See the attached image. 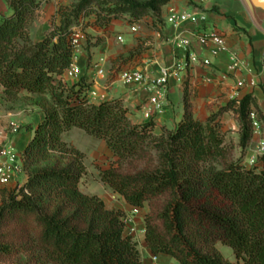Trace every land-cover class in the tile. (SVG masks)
<instances>
[{
  "label": "trees",
  "instance_id": "1",
  "mask_svg": "<svg viewBox=\"0 0 264 264\" xmlns=\"http://www.w3.org/2000/svg\"><path fill=\"white\" fill-rule=\"evenodd\" d=\"M5 1L0 93L26 91L49 100L39 104L44 119L27 127L34 133L22 154L28 181L1 191L0 260L22 254L27 261L20 264H143L138 241L126 233V213L80 188L85 154L65 139L77 128L105 141L117 158L101 181L131 206H151L145 239L156 256L179 264H264V156L261 166L247 167L244 160L255 136L252 113L264 122L253 94L200 121L186 92L184 119L158 134L154 121L134 123L121 100L93 102L86 77L64 81L74 57L71 26L95 12V3L108 6L109 22L126 12L136 20L149 12L159 19L171 0H80L60 9L61 25L39 42L31 26L40 1ZM230 111L239 124L236 145L227 143L222 123ZM218 243L234 250L235 262Z\"/></svg>",
  "mask_w": 264,
  "mask_h": 264
},
{
  "label": "crops",
  "instance_id": "2",
  "mask_svg": "<svg viewBox=\"0 0 264 264\" xmlns=\"http://www.w3.org/2000/svg\"><path fill=\"white\" fill-rule=\"evenodd\" d=\"M1 1H4L7 5L5 0ZM193 1L194 4H189L188 0H171L167 5L163 6L161 18L164 25L160 30H153L152 33L155 35V39L152 47L146 53L127 61L114 62V59L117 58L119 53L126 54L137 46L138 43L134 41L133 36H129L127 46L115 52L113 47L114 33H119V30H123L118 25V21H113L108 28H98V31L105 36L106 40L95 48L92 53V65L88 66V56L81 48L76 62L79 67L78 74L72 78L65 74L64 81L74 84L82 77H86L87 81L92 83L91 90L96 91L98 94L91 98L93 102L121 100L129 109V116L134 123L143 124L154 121L156 124L155 131L158 134L162 132L163 127L175 129L184 119L186 92L189 94L193 105L194 117L200 121H206L213 113L218 112L230 101L241 99L248 94L254 95L264 115V27L256 23L244 0ZM172 8L178 11L190 9L207 11L210 19V29L226 36L230 51L236 52L239 58L245 61V66L230 71L228 69L230 64L229 53L215 56L212 53V44L201 46L195 42L193 50L202 59H208L211 63L210 66L195 64L188 71L180 72L178 76L172 77L167 91V107L162 114L156 115L149 103L152 95L150 82L159 76L162 67H171L178 61L184 60L187 56V52L184 49L178 48L170 40V37L176 32L166 24V18ZM7 10L6 13H9L8 5ZM152 20L150 18L148 21L152 23ZM32 37L36 42L45 38V36L39 38L33 34ZM98 65L105 68V77L98 75ZM112 66H114L113 70ZM128 68L146 70L149 80L145 85L124 84L120 79V73ZM38 115L40 119L37 124L33 125L34 127L45 117L41 109ZM231 115L234 117V113L231 111L226 113L222 118V123L224 124V130L227 131V128H229L236 131L238 141L239 124L235 117L232 124L226 125ZM32 122L28 124H33ZM263 130L264 125L260 124L247 156L255 154L260 147H264ZM33 135V131L27 130L25 135L16 137L13 141L14 148L20 154H23ZM259 165L261 166L262 163H259ZM27 181L28 174L13 182L9 186V190L15 189L18 184L23 186ZM133 208L126 202V206L123 207L122 211L129 212ZM142 227L145 228V220L142 223ZM138 248L143 264H179L171 256H156L148 247L145 233L142 235Z\"/></svg>",
  "mask_w": 264,
  "mask_h": 264
},
{
  "label": "rangeland",
  "instance_id": "3",
  "mask_svg": "<svg viewBox=\"0 0 264 264\" xmlns=\"http://www.w3.org/2000/svg\"><path fill=\"white\" fill-rule=\"evenodd\" d=\"M40 8L36 13L35 20L31 26V32L36 37L42 38L49 33H51L56 27L61 25L62 16L60 14V9L65 7H71L73 4L79 2L80 0H39ZM146 1V0H140ZM189 4H194L193 0H188ZM95 3L94 9L96 10L89 16L82 14L78 19L75 20V23L71 26V29L80 30L84 37L82 38V49L86 52L88 56V66H91L92 63V53L95 51V48L99 47L102 42H104L105 36H103L98 28H108L113 21H118V25L123 30H119V33H114L113 37V47L114 51L127 46L129 41V36H133L134 41H137V46L132 50H129L128 53L122 54L119 53L115 61H127L129 59L135 58L143 53H146L154 43L155 35L152 33L153 30H160L164 25L163 19H155L153 14L149 12L143 16L140 20H136L131 13L126 12L119 16V18H113L111 21H107V12L104 9H107L104 6ZM7 5L4 1L0 0V21L3 18L4 13H6ZM99 13V15L97 14ZM116 16L112 14V17ZM152 18V23L148 20ZM146 19V20H144ZM138 24L139 31L137 33L131 32V26ZM121 31V32H120ZM122 35L125 42H120L118 37ZM113 51V52H114ZM113 64V63H111ZM114 66H112V70ZM49 100L48 96L32 95L26 91H22L19 95L14 97H6L0 93V148L4 145L9 144L14 147L13 141L16 137L20 135H25L27 132L28 125L37 124L40 117L38 115L40 111L39 104L47 103ZM32 119V120H31ZM234 117L231 115L228 118V123L232 124ZM33 121V124H28ZM264 123V122H263ZM262 123V124H263ZM264 125V124H263ZM18 127V132H14V128ZM255 127V126H254ZM259 128H255V133ZM226 131V130H225ZM264 136V130L262 131ZM65 139L68 143L79 149L85 154V165L86 173L84 174L81 182L80 188L83 192L89 195H97L101 197L109 209L122 210L126 206L125 199L118 193L114 192L109 186L104 184L100 179L101 172L110 169L117 161V158L114 156L112 151L108 148L105 141L93 138L85 131L81 129H73L71 132L65 135ZM226 139L228 144L236 145L237 136L236 131L233 129L227 128ZM17 150V149H16ZM18 151V150H17ZM19 152V151H18ZM234 157L237 159L241 157L240 149H235ZM244 160H246L244 158ZM0 190V201L2 200ZM163 200H159L154 203V207L159 209L161 207ZM151 206L146 204L141 211V217L138 219L139 230L142 227V223L146 218V215L149 213ZM132 210L125 212L126 214H131ZM143 231H138L134 236V239L140 244ZM221 253L230 261H236V255L234 250L222 244L217 246ZM21 261H27V257L20 254L13 258L0 260V264H20Z\"/></svg>",
  "mask_w": 264,
  "mask_h": 264
},
{
  "label": "built area",
  "instance_id": "4",
  "mask_svg": "<svg viewBox=\"0 0 264 264\" xmlns=\"http://www.w3.org/2000/svg\"><path fill=\"white\" fill-rule=\"evenodd\" d=\"M214 1V0H208ZM166 24L176 32L170 37V40L178 48L184 49L187 56L184 60L178 61L175 65L162 67L159 76L150 82L152 95L149 103L153 112L156 115L162 114L167 107V91L170 79L178 76L180 72L188 71L195 64L210 66L208 59H202L199 54L193 50L195 42L201 46L213 45L212 53L217 56L223 53H229L230 71L237 70L245 66V61L241 60L236 52L230 51L226 36L210 29V19L207 11L200 9H190L186 11H178L172 8L166 18ZM139 31L138 24L131 26V32ZM83 33L75 28L71 36V44L74 48V57L71 66L67 69L66 75L69 78L75 77L78 74L79 67L77 59L79 51L82 47ZM120 42H124V37H118ZM100 65H98L99 67ZM100 77L106 76L104 67H99L97 71ZM120 79L124 84H146L149 80L148 72L142 69L128 68L120 73ZM94 90L89 91V97L97 96ZM254 126L257 129L260 123L256 121L255 113H252ZM14 132H18V127L14 128ZM264 156V147H260L255 154L246 156L245 165L253 167L259 163V158ZM23 156L13 146L6 144L0 148V190L9 189V186L17 181L20 177L26 175ZM21 187L20 184L16 188ZM142 208L134 207L131 214H126L124 221L126 224V233L134 237L138 231L145 233V228L139 230L138 219H140ZM157 259V257H155Z\"/></svg>",
  "mask_w": 264,
  "mask_h": 264
},
{
  "label": "water",
  "instance_id": "5",
  "mask_svg": "<svg viewBox=\"0 0 264 264\" xmlns=\"http://www.w3.org/2000/svg\"><path fill=\"white\" fill-rule=\"evenodd\" d=\"M256 23L264 27V0H244Z\"/></svg>",
  "mask_w": 264,
  "mask_h": 264
}]
</instances>
